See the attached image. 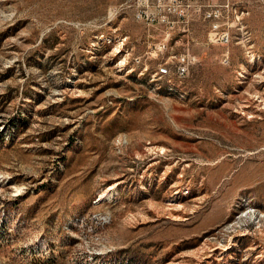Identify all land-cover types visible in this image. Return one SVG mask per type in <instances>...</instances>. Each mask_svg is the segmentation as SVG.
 <instances>
[{"label":"rangeland","instance_id":"obj_1","mask_svg":"<svg viewBox=\"0 0 264 264\" xmlns=\"http://www.w3.org/2000/svg\"><path fill=\"white\" fill-rule=\"evenodd\" d=\"M0 264H264V0H0Z\"/></svg>","mask_w":264,"mask_h":264}]
</instances>
